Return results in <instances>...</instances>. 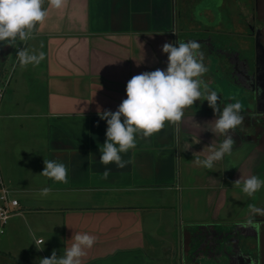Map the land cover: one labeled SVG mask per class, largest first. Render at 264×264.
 Masks as SVG:
<instances>
[{"label": "crops", "instance_id": "1", "mask_svg": "<svg viewBox=\"0 0 264 264\" xmlns=\"http://www.w3.org/2000/svg\"><path fill=\"white\" fill-rule=\"evenodd\" d=\"M220 3L67 0L61 9L45 3L48 17L25 44L45 58L24 69L18 90L7 85L0 103V179L18 201L7 232L17 236L20 221L27 223L32 239L24 251L62 256L79 232L96 237L82 264H212L197 248L200 226L220 234L249 216L248 204L264 201V188L249 198L234 185L253 175L258 162L237 131L231 155L212 170L194 163L223 140L209 131L215 116L203 100L185 109L179 130L166 125L139 141L122 154L130 161L125 169L109 165V178H101L98 145L106 140L107 123L98 111H115L134 75L166 69L162 45L189 34L183 11L197 12L199 27L209 21L207 6ZM195 34L209 37L208 31ZM57 157L69 169L66 184L40 175L44 159ZM45 187L51 189L46 197ZM38 239L44 244L36 245Z\"/></svg>", "mask_w": 264, "mask_h": 264}, {"label": "clouds", "instance_id": "2", "mask_svg": "<svg viewBox=\"0 0 264 264\" xmlns=\"http://www.w3.org/2000/svg\"><path fill=\"white\" fill-rule=\"evenodd\" d=\"M48 8L61 9L67 0H0V42L6 46L17 47V41L26 42L33 38L38 26L43 25L48 17ZM174 34V33H173ZM162 52L167 54L166 69H156L134 75L126 85V99H123L115 111L99 110L101 120L106 121V140L99 147L100 164L104 166L101 178L107 180L111 174L109 165L117 169H125L130 161L123 158L129 150L134 149L141 140H149L160 133L166 125L179 130L185 115V109L190 108L196 101H207L213 110L215 119L209 130L218 138L223 137L218 148L212 145L204 159L195 158L197 166L208 170L214 168L215 162L221 161L225 155H231L235 140L233 134L243 123L242 104L239 101L226 104L222 109L220 96L216 90L210 89L202 79L208 68L204 64V53L198 41L187 42L177 40L176 43L166 42ZM17 59L21 69L29 65L38 66L45 58L43 52L38 54L26 48H18ZM257 95L264 94V88L255 89ZM204 151V150H203ZM91 155V154H90ZM45 167L40 175L53 182L68 183L69 169L57 157L44 159ZM249 198L264 188V180L256 175L241 176L234 182ZM50 188L41 190L42 196H48ZM249 218L243 227L252 228L259 232L261 223L255 216H264V208L254 203L248 204ZM73 242L67 247L62 256L52 251L50 258H41L40 264H82V258L87 250L96 243V237L88 233H76ZM44 244V241H41ZM43 250V247L37 248Z\"/></svg>", "mask_w": 264, "mask_h": 264}, {"label": "flooded vegetation", "instance_id": "3", "mask_svg": "<svg viewBox=\"0 0 264 264\" xmlns=\"http://www.w3.org/2000/svg\"><path fill=\"white\" fill-rule=\"evenodd\" d=\"M253 1L251 21L243 25V29L247 31L245 37L253 44L249 54H243L240 50L225 46L222 41L213 40L210 37L204 39L180 37L177 40L200 42L201 51L204 53L203 62L208 68L202 79L222 98L221 108L236 101L242 104L241 114L245 119L236 131L242 138L248 140L254 154L257 155V168L253 175L260 178L261 175L264 176V169H262L264 166V94L257 95L255 89L264 88V19L261 20L256 16L257 0ZM257 207L264 208V201ZM249 216L243 221L231 222L230 227H225L222 233H217V236L209 239V242L205 240L202 243L203 257L201 259L210 261L212 246L219 252L226 249L233 250L235 239L238 238L236 236L249 232L253 235L248 244L250 263L264 264V216L254 217L261 223L259 232H254L252 228L235 226L238 223H244ZM0 264L13 263L10 259L3 258L0 259Z\"/></svg>", "mask_w": 264, "mask_h": 264}, {"label": "rangeland", "instance_id": "4", "mask_svg": "<svg viewBox=\"0 0 264 264\" xmlns=\"http://www.w3.org/2000/svg\"><path fill=\"white\" fill-rule=\"evenodd\" d=\"M191 1V0H190ZM234 6L231 4L233 0L229 2L228 0H223V4L221 3L216 8H209L208 15L209 21L205 22V24L201 23V25L194 23V18L197 12L191 11L190 7L186 9V11L182 12L181 22L186 23L188 21V27L190 29H186L189 33L187 38H196L195 31L199 30L201 32H207L209 37L215 36L214 40L222 41L225 46L228 45L233 49H238L243 54H249L252 50V41L245 37L247 34L246 29H243V25L245 22H250L252 18V6L253 0H234ZM234 7V8H233ZM194 8V6H191ZM233 8V9H232ZM195 9L197 6L195 5ZM206 16V17H207ZM256 16H258L261 20L264 19V0H257L256 6ZM211 17V18H210ZM196 21L198 17L195 18ZM205 19V17H204ZM215 19L214 22L210 21ZM233 20L234 24L231 22ZM207 29V31H206ZM17 41L18 48H25L26 42ZM29 42V41H28ZM17 47L6 46L2 42H0V89L4 87V83L6 84L4 94L8 88L9 89H19L21 85L24 83L22 72L24 69H21L19 66V62L17 59ZM30 51V49L27 48ZM227 94V92L225 91ZM229 94V91H228ZM4 97V96H3ZM5 98V97H4ZM220 99H222L220 97ZM3 100V99H2ZM226 100V99H225ZM13 218H9L6 226H4V234L0 235V259L8 258L13 264H22L20 261L21 254L24 249L30 247L29 242L31 241V237H29L28 230L26 228V224L20 221V226H18L19 234L14 236L13 234L8 235V229L12 222ZM39 260L42 258L40 254L37 252ZM9 256V257H8ZM213 263V261L211 262Z\"/></svg>", "mask_w": 264, "mask_h": 264}, {"label": "water", "instance_id": "5", "mask_svg": "<svg viewBox=\"0 0 264 264\" xmlns=\"http://www.w3.org/2000/svg\"><path fill=\"white\" fill-rule=\"evenodd\" d=\"M244 223H238L235 226L240 228L243 227ZM249 229V228H247ZM200 234L198 235L196 239V243L198 246V250L202 251V243L204 241H210L209 239H214L217 236V233L212 231L211 226H200ZM255 232V230H254ZM253 235L249 232L242 233L237 239H235V242L233 244V250L232 249H226L223 252L215 251V247H211V258L213 261V264H251L250 263V252L248 250V244L251 242V239ZM232 242V240H230ZM240 243H242L240 245ZM217 256V258H216Z\"/></svg>", "mask_w": 264, "mask_h": 264}, {"label": "built area", "instance_id": "6", "mask_svg": "<svg viewBox=\"0 0 264 264\" xmlns=\"http://www.w3.org/2000/svg\"><path fill=\"white\" fill-rule=\"evenodd\" d=\"M6 84L4 83V87L0 89V103L4 96ZM17 207L18 201L12 198L11 192L3 186L0 179V235L4 234V226H6L8 219L13 216L12 210ZM41 241L42 239L36 240V245H40Z\"/></svg>", "mask_w": 264, "mask_h": 264}, {"label": "trees", "instance_id": "7", "mask_svg": "<svg viewBox=\"0 0 264 264\" xmlns=\"http://www.w3.org/2000/svg\"><path fill=\"white\" fill-rule=\"evenodd\" d=\"M20 261L22 264H40V260L37 253L35 252V250L32 249L23 251L21 254Z\"/></svg>", "mask_w": 264, "mask_h": 264}]
</instances>
